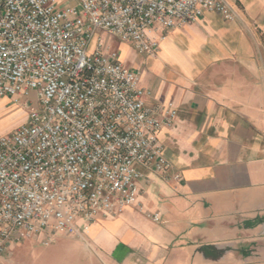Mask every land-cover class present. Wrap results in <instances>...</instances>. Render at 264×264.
I'll return each instance as SVG.
<instances>
[{
  "label": "built area",
  "instance_id": "built-area-1",
  "mask_svg": "<svg viewBox=\"0 0 264 264\" xmlns=\"http://www.w3.org/2000/svg\"><path fill=\"white\" fill-rule=\"evenodd\" d=\"M77 1L0 0V99L34 92L39 101L27 125L0 137V259L31 235L81 236L139 205L140 168H170L160 133L176 110L147 106L140 73L100 35L155 56V32L206 13L237 16L225 0Z\"/></svg>",
  "mask_w": 264,
  "mask_h": 264
},
{
  "label": "crops",
  "instance_id": "crops-1",
  "mask_svg": "<svg viewBox=\"0 0 264 264\" xmlns=\"http://www.w3.org/2000/svg\"><path fill=\"white\" fill-rule=\"evenodd\" d=\"M56 1L61 8L78 3ZM225 1L233 21L206 13L155 32V56L123 43L121 61L139 53L128 64L150 92L147 106L170 103L177 112L160 133L170 168L155 174L141 167L139 205L100 218L81 236L62 235L55 245L68 249L63 255L39 254L51 251L42 240L61 234L37 235L32 264H264V0ZM13 100L0 99V127L16 118ZM22 247L11 244L0 264H23L13 255Z\"/></svg>",
  "mask_w": 264,
  "mask_h": 264
},
{
  "label": "rangeland",
  "instance_id": "rangeland-1",
  "mask_svg": "<svg viewBox=\"0 0 264 264\" xmlns=\"http://www.w3.org/2000/svg\"><path fill=\"white\" fill-rule=\"evenodd\" d=\"M102 44L105 50H107L108 48L111 49L110 53L116 52L117 54L119 53L121 56H124L123 53L125 50L124 49L125 45H123V43L117 37L112 36L108 33H104L102 36ZM138 55L139 53L137 51H132V53L130 54L129 60L127 56L125 57V59L128 61L122 59V62L124 63V66L126 69L133 70V68L129 67V64L130 62H132V60L134 61V59ZM13 102L18 104L17 111L14 113L16 114V118L14 120L10 119V117L5 118V120L2 119L3 124L0 127V135L2 134L9 135L13 133L16 129L27 125L29 123L32 112L39 107V101H38L36 93L34 92L30 93L27 96H22L21 101L13 100ZM36 238H37V235H31V237L26 238L23 242L14 244V248H18V247L20 248L23 246L19 254L17 253L13 254L14 258H17V259L19 258L23 264L34 263V260L32 259L37 257V254L39 253V251H36L37 247L34 245V243H32V242H38ZM62 239H63L62 235H57L56 239L55 240L53 239V241H51L49 244H46L43 240L40 243L38 242L41 247H46L47 249H51V251L44 250V252L39 253L40 256H42L43 258H46V257H49V255H51L52 257L53 255L54 256L63 255L64 252H66L68 249L60 245H55L56 244L55 242L57 240H62ZM11 252L12 253L15 252V249L14 250L11 249Z\"/></svg>",
  "mask_w": 264,
  "mask_h": 264
}]
</instances>
